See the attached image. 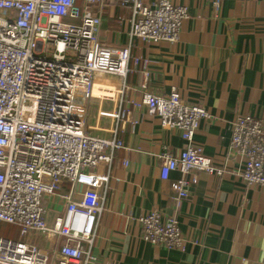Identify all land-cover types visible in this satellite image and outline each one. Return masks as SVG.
<instances>
[{
	"label": "built area",
	"instance_id": "2783aa9c",
	"mask_svg": "<svg viewBox=\"0 0 264 264\" xmlns=\"http://www.w3.org/2000/svg\"><path fill=\"white\" fill-rule=\"evenodd\" d=\"M106 0H0V222L19 230L24 241L0 237V264H48L49 255L32 237L51 235L57 264L100 263L83 244L92 246L97 220L106 205L100 194L108 176L96 169L110 166L120 142L84 132L86 107L92 100L120 97L125 87L129 48L99 44L101 10ZM221 0L213 2L215 9ZM131 13L130 39L177 44L187 9L173 0H121ZM147 61L143 76L147 78ZM121 80L111 95L95 93V76ZM135 109L144 108L161 127L180 132L183 150L164 155L160 179L172 172L178 199L188 197L197 175L221 176L194 137L207 111L186 105L178 92L155 95L144 91ZM119 119V113H101ZM230 150L242 160L237 176L245 188L264 187V121L238 115L231 125ZM110 151L109 153L106 151ZM128 162L123 163L127 168ZM72 184L63 215L50 229L42 200L55 195L65 181ZM85 189L75 200L76 187ZM141 239L167 250L182 251L186 240L173 217L158 211L142 215Z\"/></svg>",
	"mask_w": 264,
	"mask_h": 264
},
{
	"label": "crops",
	"instance_id": "0c3cea01",
	"mask_svg": "<svg viewBox=\"0 0 264 264\" xmlns=\"http://www.w3.org/2000/svg\"><path fill=\"white\" fill-rule=\"evenodd\" d=\"M120 1H105L98 40L107 48H129L128 92L90 101L85 133L120 142L122 148L112 152L110 166L96 171L108 176L100 190L106 205L92 246L83 244L84 249L110 264H264V187L243 186L236 174L242 160L229 145L238 115L264 121V0H221L217 10L215 0H173L187 9L177 44L130 39V9ZM120 85L115 77H94L97 94L111 95ZM173 90L186 105L209 114L200 123L194 146L222 170L219 177L199 173L186 199H178L171 188L181 178L179 172H172L168 181L159 175L162 157H176L184 148L180 132L161 127L156 117L131 104L144 91L166 95ZM101 113H119V119ZM84 189L76 187L75 200ZM71 190L65 180L55 195L43 198L50 229L63 215ZM150 211L178 221L186 240L182 251L141 239L138 219ZM32 239L48 253V264H57L55 245L60 243L51 235Z\"/></svg>",
	"mask_w": 264,
	"mask_h": 264
},
{
	"label": "rangeland",
	"instance_id": "374dc122",
	"mask_svg": "<svg viewBox=\"0 0 264 264\" xmlns=\"http://www.w3.org/2000/svg\"><path fill=\"white\" fill-rule=\"evenodd\" d=\"M99 44H100V42H99ZM105 77L108 78V76H105ZM84 132H85V123H84ZM98 168L96 169V171L98 170ZM0 237L7 238V239H12V240H20V241H24L25 240V237H21L20 236L19 230L16 227H14L12 225H9V224L2 223V222H0Z\"/></svg>",
	"mask_w": 264,
	"mask_h": 264
}]
</instances>
